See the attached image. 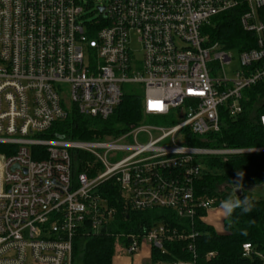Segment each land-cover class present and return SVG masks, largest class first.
Wrapping results in <instances>:
<instances>
[{
	"label": "built area",
	"instance_id": "built-area-1",
	"mask_svg": "<svg viewBox=\"0 0 264 264\" xmlns=\"http://www.w3.org/2000/svg\"><path fill=\"white\" fill-rule=\"evenodd\" d=\"M86 6L0 0V264H73L76 238L99 236L116 219L98 190L106 181L118 185L133 209L170 208L193 218L199 208H217L194 194L208 159L264 153V146L185 143L188 133L220 131L224 111L237 117L244 91L264 83V0H109L91 21L84 20ZM240 6V23L255 46L237 51L240 65L229 77L233 51L212 42L205 27ZM132 35L142 44L141 61L130 47ZM125 83L142 87L145 117L170 116L174 124L140 123L87 141L45 136L73 106L109 118ZM258 121L264 129V112ZM77 151L94 158L96 175L75 174ZM126 237L123 249L136 254L144 241L162 248L171 236L161 224ZM243 252L261 256L248 242Z\"/></svg>",
	"mask_w": 264,
	"mask_h": 264
},
{
	"label": "trees",
	"instance_id": "trees-1",
	"mask_svg": "<svg viewBox=\"0 0 264 264\" xmlns=\"http://www.w3.org/2000/svg\"><path fill=\"white\" fill-rule=\"evenodd\" d=\"M243 11L244 6H240L214 17L205 27L210 40L219 43L224 50L243 51L254 47V35L245 31L240 23ZM244 94L241 114L231 117L224 111L220 131L204 137L188 133L185 143L208 148L264 146V129L258 121L259 114L264 112V83L247 88ZM143 96L141 91L124 93L114 113L105 120L83 115L73 106L66 118L55 122L45 136L84 141L119 136L145 119ZM159 117L174 123L170 116ZM74 161L75 174L88 172L93 176L98 173L96 167L91 168L92 156L77 151ZM263 184L264 153L213 157L205 162L201 178L194 183L197 198H211L217 208L229 194L235 199L247 198L253 204L246 214L234 211L223 220V231H217L209 221L211 212L199 208L193 218H181L170 208L133 209L124 201L118 185L112 180L106 181L98 190L116 209V219L99 236L76 238L73 264H112L118 240L127 246L131 239L126 236L142 235L161 224L169 229L171 237L164 240L162 248L152 246L150 264H264V198H256L248 190ZM237 187H241L240 194ZM247 242L261 256H244L243 244ZM191 244L193 249L189 248Z\"/></svg>",
	"mask_w": 264,
	"mask_h": 264
},
{
	"label": "rangeland",
	"instance_id": "rangeland-1",
	"mask_svg": "<svg viewBox=\"0 0 264 264\" xmlns=\"http://www.w3.org/2000/svg\"><path fill=\"white\" fill-rule=\"evenodd\" d=\"M108 1L109 0H83V2L87 4L84 11V15H85L84 20L91 21L93 19L98 18L100 12L97 9V7L100 5L108 4ZM130 47L134 52L135 60L141 61L143 59V48L138 35H132ZM232 51H233L234 60L230 66H226V73L229 77L234 75L233 70L237 69L240 65L238 52L235 50ZM122 88L124 93L131 94L133 92H140V91L143 93L142 87L137 84L125 83L123 84ZM172 124L174 123L170 122V120L164 119L159 116H146L142 122V125H155V126H170ZM148 139L149 136L146 135L145 137H141L140 141L146 142L148 141ZM121 157L122 156H120L118 159H120ZM248 190L251 193V195L256 198H264V184L260 186H254L248 188ZM228 216L229 214H227L222 207H219L216 208L214 211H211L209 221L214 225L217 231H223L224 229L223 220ZM143 244H148V243L144 241ZM123 247H124L123 243H121L118 240L116 244L115 257L124 255ZM134 255L136 254H127V257L129 258V260H131V257H133Z\"/></svg>",
	"mask_w": 264,
	"mask_h": 264
},
{
	"label": "clouds",
	"instance_id": "clouds-1",
	"mask_svg": "<svg viewBox=\"0 0 264 264\" xmlns=\"http://www.w3.org/2000/svg\"><path fill=\"white\" fill-rule=\"evenodd\" d=\"M239 175L242 176V173ZM241 186L239 183H234ZM241 187H237L236 191ZM220 206L225 210V212L231 215L234 211L239 210L241 214H246L252 210L253 204L247 198L235 199L231 194L227 195L224 200L221 201Z\"/></svg>",
	"mask_w": 264,
	"mask_h": 264
},
{
	"label": "crops",
	"instance_id": "crops-1",
	"mask_svg": "<svg viewBox=\"0 0 264 264\" xmlns=\"http://www.w3.org/2000/svg\"><path fill=\"white\" fill-rule=\"evenodd\" d=\"M151 245L142 244L139 252L136 253L131 260L127 257V252L124 249V255L114 256L112 264H150Z\"/></svg>",
	"mask_w": 264,
	"mask_h": 264
},
{
	"label": "water",
	"instance_id": "water-1",
	"mask_svg": "<svg viewBox=\"0 0 264 264\" xmlns=\"http://www.w3.org/2000/svg\"><path fill=\"white\" fill-rule=\"evenodd\" d=\"M104 9V7H100V10L102 11ZM241 190L238 189L237 194H240Z\"/></svg>",
	"mask_w": 264,
	"mask_h": 264
}]
</instances>
